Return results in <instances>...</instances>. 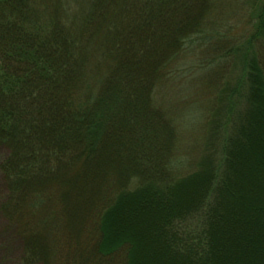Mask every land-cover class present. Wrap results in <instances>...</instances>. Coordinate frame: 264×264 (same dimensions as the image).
Returning a JSON list of instances; mask_svg holds the SVG:
<instances>
[{
	"label": "trees",
	"instance_id": "16d2710c",
	"mask_svg": "<svg viewBox=\"0 0 264 264\" xmlns=\"http://www.w3.org/2000/svg\"><path fill=\"white\" fill-rule=\"evenodd\" d=\"M0 147V217L24 264L84 235L99 241L76 243L82 264L255 251L264 0H0Z\"/></svg>",
	"mask_w": 264,
	"mask_h": 264
},
{
	"label": "rangeland",
	"instance_id": "374dc122",
	"mask_svg": "<svg viewBox=\"0 0 264 264\" xmlns=\"http://www.w3.org/2000/svg\"><path fill=\"white\" fill-rule=\"evenodd\" d=\"M233 13H236L239 16L236 17L234 20L233 18L229 17L228 22L235 25L232 30V33L235 35H241L248 28V26L245 23V18L242 17L247 14H244L242 12V9L239 8H237V11H234ZM6 153H7L6 149L0 147V161L6 155ZM258 167L259 165L255 162L254 169L259 170ZM258 175L244 174L245 178L248 177V180L250 181L251 184L250 186H252L249 188V192L252 193V196L248 195L247 199L249 198L254 199V201L262 200L264 202V187H260V188L258 187V183L259 182L261 183L260 172L258 173ZM259 193L262 195L261 199H259ZM4 194H5V188H4L2 176L0 174V199ZM72 226L74 227V223L72 224ZM97 232L98 230L97 231L95 230L94 234L97 235L98 234ZM91 233L93 234V232ZM262 234L264 235V233ZM84 236L81 237L80 241L79 239L68 240V238L66 237H61V238L57 237L56 242L59 243L58 244L59 249H57L55 253L58 254L57 255L58 257L56 260L54 259L51 262V264H82L83 263L82 259L84 257V254L82 257L80 256L79 253L80 250L77 249V245L79 244L85 245L84 242L86 240V243L88 245L85 247L84 251L86 253H89V249H90L92 252H95L97 250L96 244L99 241L98 240L99 238L97 237L95 240L92 238V240L90 241L89 239L84 238ZM252 236H254L255 238L260 237L258 239L259 242L261 241V239H264V237L257 232L254 233ZM247 239L250 240L252 238L251 236H249L247 237ZM77 242H79V244H76ZM239 245L241 246V242H239ZM24 256L25 253H24V248L22 247V239L15 235L14 229L12 227H6V222L2 219V217H0V264H24L22 262ZM226 258L228 259L229 264H264V244L262 246H258L257 249L253 252L251 250L246 251L245 254L239 251L233 252L232 255L230 256L227 255ZM145 262L146 261L144 259L141 260V263L145 264ZM35 264H50V263L37 262ZM157 264H161V263L158 262Z\"/></svg>",
	"mask_w": 264,
	"mask_h": 264
}]
</instances>
